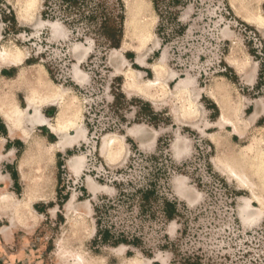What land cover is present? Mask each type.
<instances>
[{"label":"rangeland","instance_id":"374dc122","mask_svg":"<svg viewBox=\"0 0 264 264\" xmlns=\"http://www.w3.org/2000/svg\"><path fill=\"white\" fill-rule=\"evenodd\" d=\"M121 2L113 47L59 0L46 17L43 0H0V68L17 73L0 76V111L28 133L0 152L18 202L0 209V264H264V0H135L136 27ZM59 109L66 133L34 126Z\"/></svg>","mask_w":264,"mask_h":264},{"label":"bare ground","instance_id":"6f19581e","mask_svg":"<svg viewBox=\"0 0 264 264\" xmlns=\"http://www.w3.org/2000/svg\"><path fill=\"white\" fill-rule=\"evenodd\" d=\"M134 1L135 0H124L125 4L127 6L129 20H131L133 22L134 27H136L139 24V22L141 20V17L138 14V12L135 9L132 8V5L135 3ZM0 58L1 59L2 58L3 59H7V55L5 53L1 52L0 53ZM179 85H184V83H181ZM28 104H29V106L31 105L30 101H29ZM61 111L62 110L59 109V111L57 112V114L55 116L57 129L59 128L60 130L62 128H64L63 125H62V123L64 121V119H63L64 117L61 114ZM34 112H36V109H34ZM33 119L35 120V122H33V124L39 123V121H36L37 115H33L31 117V121H33ZM225 122H226V120L221 116L219 118V120H218L217 123L219 125H224V124H226ZM49 125L52 126V124H49ZM51 129L55 130L52 127H51ZM82 135H83V133H82V131L80 129L76 132L75 136H65V135L63 136L62 135V138H61L60 142L57 144V148L63 149L65 147L71 146L72 144L76 143L80 139V137H82ZM30 148H31V145H29L28 148L25 149V151L23 153V157L24 158L26 157V155L29 154ZM69 167L72 170L76 171L78 169V162H76L75 160L70 161L69 162ZM21 180L24 181V178L22 176H21ZM24 184H25V194H24V197L26 199H30L31 197H35V195L38 193V191H36L35 187H32L29 183H26L25 181H24ZM89 189L91 191H93L94 188H93V186H89ZM16 205H18V202L15 203V202L10 201V198H9L8 195H5L4 193L0 192V209L1 210L8 209L11 212L12 211L11 208H13ZM73 230H74V234H77V233H79L82 230V228H81V226L79 224H77V226H74ZM2 232H3V236H4V238H5L6 241H11L12 240L13 227L12 228L7 227ZM73 256L75 257V261H76L77 264H90L83 257H81L79 254H74ZM72 261H74V260H72Z\"/></svg>","mask_w":264,"mask_h":264},{"label":"trees","instance_id":"16d2710c","mask_svg":"<svg viewBox=\"0 0 264 264\" xmlns=\"http://www.w3.org/2000/svg\"><path fill=\"white\" fill-rule=\"evenodd\" d=\"M94 0H59L60 4L67 8H75L77 11L78 18L87 19V20H100L98 30L102 35L108 39L110 46H119L122 35H123V6L121 0H115V4L119 9L120 13L117 17V26L113 27V25H109L110 18L108 14H106V3L103 0H96L94 7L91 8L90 2ZM48 0H43L44 10L42 12V16L46 17L48 10L47 7ZM262 77V73L259 74V80ZM106 235V233H105ZM103 241H105V236Z\"/></svg>","mask_w":264,"mask_h":264},{"label":"crops","instance_id":"0c3cea01","mask_svg":"<svg viewBox=\"0 0 264 264\" xmlns=\"http://www.w3.org/2000/svg\"><path fill=\"white\" fill-rule=\"evenodd\" d=\"M19 64H21V62H19L18 64H13V65H9V66H18ZM3 66V65H2ZM5 66H8V65H5ZM27 66V65H26ZM29 66H31V65H29ZM32 69H34V67H31L30 69H28V70H25V71H23V73H26V74H30V72H31V70ZM40 69V68H39ZM3 71H9L8 70V68H0V76L2 77V78H4V79H6V80H13L14 79V77L15 76H17V73L15 74V75H12V76H10V77H8ZM40 72H41V74L44 76V74H43V72L41 71V69H40ZM19 73V72H18ZM19 75V74H18ZM45 77V76H44ZM37 104H39V102L37 103ZM51 105H54L56 108H57V106L55 105V104H51ZM39 111H40V109H39ZM57 113V112H56ZM40 115H41V113H40ZM6 113H3V112H1L0 111V120H1V124H2V126H3V131L2 132H0V140L2 141L1 143V148H0V152H1V156L2 157H4L5 158V161H7L6 160V157L7 156H5V155H3V152L1 151V150H5L4 149V147L5 146H7V144H13L14 142H19L20 144H24V139H25V137H27L28 136V133L26 132L23 136H22V134H18V132H17V126L19 125V124H17V126L15 127V130H14V133L13 134H11V132H10V130H9V128H8V126H7V122H6ZM54 115H49V117H42V118H44V119H47L49 122H50V120H52V118H53V122H50V124H52V126H45V125H34V126H38V127H45L47 130H48V132H49V134L50 135H53V136H55V135H58V133H56V131H61L59 128L57 129V126H55L54 125V118H55V116H56V114H55V116L53 117ZM22 124H28V125H30L31 127L33 126V125H31L30 123H28V121L26 120V122H21ZM20 123V124H21ZM51 127L52 128H54L55 130H53V129H51ZM71 127H66V128H64V130H63V132L64 133H66L65 131L67 130V129H70ZM31 130V129H30ZM53 130V131H52ZM55 131V132H54ZM30 135V134H29ZM47 144V143H46ZM9 154V153H8ZM2 160H4V159H2ZM7 174V176L6 175H3V173L2 172H0V176H3V177H5L7 180H8V184L10 183L9 181L10 180H12V175L10 174V173H6ZM12 184H13V182H12ZM1 239V238H0ZM1 241H3L2 239H1Z\"/></svg>","mask_w":264,"mask_h":264},{"label":"flooded vegetation","instance_id":"af4514ba","mask_svg":"<svg viewBox=\"0 0 264 264\" xmlns=\"http://www.w3.org/2000/svg\"><path fill=\"white\" fill-rule=\"evenodd\" d=\"M34 257V259L33 260H31V263L30 262H19V261H17V257H14L12 260L13 261H11L10 260V263H7V264H39L38 263V261H39V259H38V257L37 256H33Z\"/></svg>","mask_w":264,"mask_h":264}]
</instances>
